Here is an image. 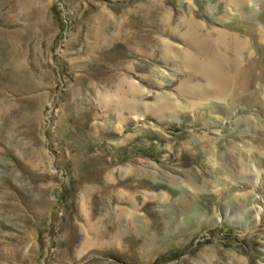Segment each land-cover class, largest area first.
<instances>
[{
	"label": "rangeland",
	"instance_id": "rangeland-1",
	"mask_svg": "<svg viewBox=\"0 0 264 264\" xmlns=\"http://www.w3.org/2000/svg\"><path fill=\"white\" fill-rule=\"evenodd\" d=\"M0 264H264V0H0Z\"/></svg>",
	"mask_w": 264,
	"mask_h": 264
},
{
	"label": "bare ground",
	"instance_id": "bare-ground-1",
	"mask_svg": "<svg viewBox=\"0 0 264 264\" xmlns=\"http://www.w3.org/2000/svg\"><path fill=\"white\" fill-rule=\"evenodd\" d=\"M240 1L243 2L244 0H240ZM223 39L224 40H227V38H226L225 35H223ZM232 40H235V38H232ZM228 42H226L224 44L225 47H228V45H229ZM230 46H231L230 48H232L234 50V52H238V50L241 47V44L238 43L237 40H235L234 41V45H230ZM243 66H245V69H246L247 64L244 63ZM221 70L222 69H220V68H214V69H212V72H213V74H214L215 77H212V74H210V82H212L213 79L217 78L216 81H217V84L218 85L216 84V87L213 89V95H215V96H217L218 93L220 92L219 91L220 88L222 89L221 91H223L228 85H233L236 82L235 75H232V73H233L232 71H228L226 73H221ZM234 89H237V86ZM234 91H236V90H234Z\"/></svg>",
	"mask_w": 264,
	"mask_h": 264
}]
</instances>
